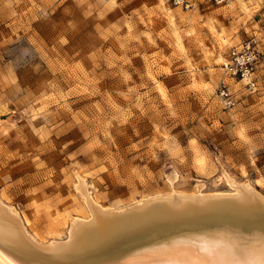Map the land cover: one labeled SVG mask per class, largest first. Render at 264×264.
<instances>
[{
    "label": "rangeland",
    "instance_id": "obj_1",
    "mask_svg": "<svg viewBox=\"0 0 264 264\" xmlns=\"http://www.w3.org/2000/svg\"><path fill=\"white\" fill-rule=\"evenodd\" d=\"M260 1L164 0L169 24L160 0H0V105H13L0 195L40 241H64L69 221L87 217L78 176L109 208L171 186L231 193L223 169L264 197V65L251 87L216 62L224 41L264 42Z\"/></svg>",
    "mask_w": 264,
    "mask_h": 264
},
{
    "label": "bare ground",
    "instance_id": "obj_2",
    "mask_svg": "<svg viewBox=\"0 0 264 264\" xmlns=\"http://www.w3.org/2000/svg\"><path fill=\"white\" fill-rule=\"evenodd\" d=\"M236 5L246 10L244 0L227 2ZM160 6L171 24V8L164 0ZM175 41L180 48L177 35ZM224 47L232 44L224 41ZM229 53L228 60L219 55L216 62L226 67ZM9 104L0 105V124ZM203 164L199 158L198 168ZM222 173L231 193L202 194L197 188L187 194L171 186L165 194L111 208L78 176L74 190L88 215L69 221L64 241H40L28 219L0 195V264H264V197L250 181Z\"/></svg>",
    "mask_w": 264,
    "mask_h": 264
},
{
    "label": "built area",
    "instance_id": "obj_3",
    "mask_svg": "<svg viewBox=\"0 0 264 264\" xmlns=\"http://www.w3.org/2000/svg\"><path fill=\"white\" fill-rule=\"evenodd\" d=\"M215 6H224L229 0H209ZM171 5L184 10L192 8V0H171ZM260 65H264V42L252 36L245 39L239 46L234 47L229 53V63L225 67L226 73L235 81L250 80L251 87L256 85L254 75ZM224 99L230 101L227 85L222 84L220 89Z\"/></svg>",
    "mask_w": 264,
    "mask_h": 264
},
{
    "label": "crops",
    "instance_id": "obj_4",
    "mask_svg": "<svg viewBox=\"0 0 264 264\" xmlns=\"http://www.w3.org/2000/svg\"><path fill=\"white\" fill-rule=\"evenodd\" d=\"M244 2L246 3L245 0H244ZM250 2H252V3L254 2V3H255V0H249V1H247V6L245 5V6H246V10H247V7H248V5H249ZM261 2H262V0L260 1V3H261ZM263 3H264V0H263ZM238 6H239V5H238ZM239 7H240V6H239ZM208 24H209V25H208V29H209L210 31H212V30H213L212 25H210V23H208ZM211 28H212V29H211ZM225 42H228V41H225ZM229 43L232 44L231 42H229ZM234 46H236V45H233V47H234ZM224 48H225V47H224ZM231 48H232V47H231ZM225 49H226V48H225ZM226 50H227V49H226ZM229 51H230V50H229ZM219 55H222V54L219 53V54L217 55V57H218ZM222 56H223V55H222ZM217 57H216V58H217ZM226 58H227V60H228V55L226 56Z\"/></svg>",
    "mask_w": 264,
    "mask_h": 264
}]
</instances>
